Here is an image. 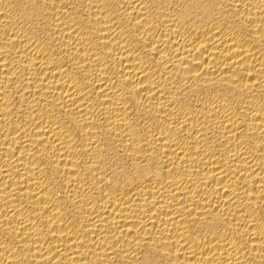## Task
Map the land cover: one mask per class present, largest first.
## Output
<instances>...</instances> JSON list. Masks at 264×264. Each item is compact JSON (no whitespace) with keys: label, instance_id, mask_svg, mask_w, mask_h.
Here are the masks:
<instances>
[{"label":"bare ground","instance_id":"6f19581e","mask_svg":"<svg viewBox=\"0 0 264 264\" xmlns=\"http://www.w3.org/2000/svg\"><path fill=\"white\" fill-rule=\"evenodd\" d=\"M0 264H264V0H0Z\"/></svg>","mask_w":264,"mask_h":264}]
</instances>
